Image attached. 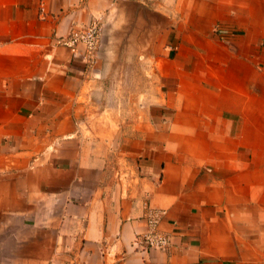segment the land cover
I'll return each instance as SVG.
<instances>
[{"label":"crops","instance_id":"crops-1","mask_svg":"<svg viewBox=\"0 0 264 264\" xmlns=\"http://www.w3.org/2000/svg\"><path fill=\"white\" fill-rule=\"evenodd\" d=\"M0 264H264V0H0Z\"/></svg>","mask_w":264,"mask_h":264},{"label":"built area","instance_id":"built-area-1","mask_svg":"<svg viewBox=\"0 0 264 264\" xmlns=\"http://www.w3.org/2000/svg\"><path fill=\"white\" fill-rule=\"evenodd\" d=\"M112 2L118 0H111ZM102 34L101 23L94 19L81 28H71L69 33L59 38V43L69 47L72 52H76L78 44H83L86 50L88 61H92V56L97 49ZM166 214L164 208L144 204V219L146 229L137 234L135 244L142 248H154L163 250L170 244V236L160 229V222Z\"/></svg>","mask_w":264,"mask_h":264},{"label":"rangeland","instance_id":"rangeland-1","mask_svg":"<svg viewBox=\"0 0 264 264\" xmlns=\"http://www.w3.org/2000/svg\"><path fill=\"white\" fill-rule=\"evenodd\" d=\"M121 96H120V98H121V100H127V96L129 95V94H120Z\"/></svg>","mask_w":264,"mask_h":264}]
</instances>
